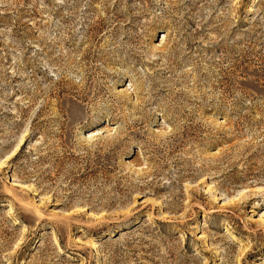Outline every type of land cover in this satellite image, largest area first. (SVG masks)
Instances as JSON below:
<instances>
[{
    "label": "rangeland",
    "instance_id": "rangeland-1",
    "mask_svg": "<svg viewBox=\"0 0 264 264\" xmlns=\"http://www.w3.org/2000/svg\"><path fill=\"white\" fill-rule=\"evenodd\" d=\"M0 264H264V0H0Z\"/></svg>",
    "mask_w": 264,
    "mask_h": 264
}]
</instances>
